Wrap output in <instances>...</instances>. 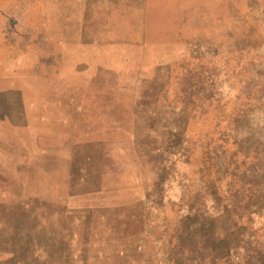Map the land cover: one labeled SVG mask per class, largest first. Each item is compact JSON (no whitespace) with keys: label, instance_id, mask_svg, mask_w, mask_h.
<instances>
[{"label":"rangeland","instance_id":"obj_1","mask_svg":"<svg viewBox=\"0 0 264 264\" xmlns=\"http://www.w3.org/2000/svg\"><path fill=\"white\" fill-rule=\"evenodd\" d=\"M253 184L264 200V0H0L6 234L35 227L52 258L69 231L87 264H170L206 221L253 260Z\"/></svg>","mask_w":264,"mask_h":264},{"label":"trees","instance_id":"obj_2","mask_svg":"<svg viewBox=\"0 0 264 264\" xmlns=\"http://www.w3.org/2000/svg\"><path fill=\"white\" fill-rule=\"evenodd\" d=\"M170 158L171 156H169V159L166 157L167 163L171 162ZM247 191V194L244 195L243 198L244 201L249 206L252 205L251 208H254L255 212L261 213V211H264V200L259 198L258 186L256 184L249 185V187H247ZM229 193L231 194V192ZM228 197V192H225V195L222 197L223 212H225L226 208L231 205V201ZM19 202H21V205H27L22 201ZM142 203L143 207L141 206V209L143 217L145 218V205L147 203L145 201ZM70 213H72L70 209L61 208V216H68ZM205 222H203V225L201 226L204 230H195L189 234L191 238L196 241H191L188 246H181L174 243V248L179 250L180 254L175 257L173 255L172 258L168 255L167 259L170 260V264H175V259L177 258H181L184 264H241L240 258L242 255L240 251H243L244 257H247L252 264H264L263 253L260 254L256 251L254 253L253 260L251 259V251L247 248L246 240L243 239V234L237 235L240 236L239 238L242 237V239H238L233 244V242L227 237L228 232H217L211 227L208 228L209 226ZM4 225L5 224H3L0 220L1 232L5 231L3 230ZM35 230V227L31 229V231L23 230L20 226H12L11 228H8L7 234L4 232L5 234L0 237V255L5 256L0 259V264H87L81 253L82 247H78L74 244L72 240L73 235L69 231H63V233H61V239L59 240V255L52 258L48 255L47 244L37 241L38 234H36L37 231ZM1 232L0 234H2ZM67 236L69 240L66 239ZM221 240H224L227 243H225V248L222 250L220 261H218L215 257L216 255L214 256V253L217 248L216 242H220ZM239 245L244 248V250L241 249L239 251ZM69 248L73 250H70ZM69 251L75 252V254H72L73 260H70L72 258L69 256ZM233 255H236L234 259L232 258ZM222 260L223 263L221 262Z\"/></svg>","mask_w":264,"mask_h":264},{"label":"water","instance_id":"obj_3","mask_svg":"<svg viewBox=\"0 0 264 264\" xmlns=\"http://www.w3.org/2000/svg\"><path fill=\"white\" fill-rule=\"evenodd\" d=\"M148 214H149L148 210H145V215L148 216ZM66 239L69 240L68 236H67ZM69 249H70V250H73V249H71V248H69ZM74 249H75V248H74ZM68 253H69V256H71V258H72V259H70V260H73L72 254H75V252H74V251H72V252L69 251ZM235 257H236V255H233L232 258L234 259Z\"/></svg>","mask_w":264,"mask_h":264}]
</instances>
